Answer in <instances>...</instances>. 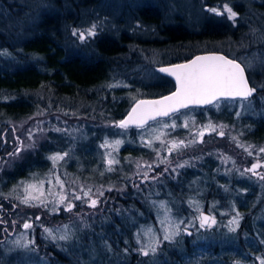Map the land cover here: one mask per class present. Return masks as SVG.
Here are the masks:
<instances>
[{"label": "trees", "instance_id": "obj_1", "mask_svg": "<svg viewBox=\"0 0 264 264\" xmlns=\"http://www.w3.org/2000/svg\"><path fill=\"white\" fill-rule=\"evenodd\" d=\"M131 1H123L130 13L122 9L116 17L104 10L110 18L108 26L98 25L94 36L81 40L78 34L88 23L85 18L91 20L85 11L93 0H45L31 26L24 23L33 17L32 0L27 4L23 0H0V244L23 214L32 225L30 233L36 237L38 249L24 253V261L17 264H176L192 253L185 243H178L179 249L163 244L155 261L141 258L137 252L138 241L144 238L142 229L160 214L157 201L165 200L175 216L187 218L196 214L185 213L186 209L210 208L213 200L221 209L230 203L236 205L240 225L231 248L241 257H236L239 264H257L264 259V188L253 185L259 184L258 180L255 182L249 175L244 179H215L212 171L216 153L211 152L201 156L191 186L187 182L192 177L186 172L174 184H139L133 180L138 165L162 167L167 160L164 151L157 153L156 139H151L149 149L145 145L149 140L141 135L168 119L138 129H120L115 124L136 102L174 91V82L159 72L161 67L205 53L227 57L235 54L243 66L245 54L262 52L264 0H244L233 5L237 13L234 27L219 18L206 17L204 24L200 22V31H190L177 23L181 21L178 16L171 19L168 8L158 5L160 0H149L135 9ZM132 23L139 24V29L131 30ZM74 30L77 35H73ZM211 45L224 49H192ZM252 72L264 84V72ZM245 73L251 86L254 75L250 76L246 69ZM257 92L254 98H264V89ZM190 111L203 113L189 109L179 114ZM255 113L250 111L239 120L230 113L224 120L236 127L243 144L258 147L264 145V102L255 108ZM58 114L70 117L66 129L50 130L36 148L20 153L18 158L9 155L16 149L15 126L36 116ZM196 120L203 121L199 117ZM116 141H121L118 159L111 165L113 170L108 171V157L101 152ZM64 153H68L67 157L59 162L50 159ZM50 173H56L66 188H74L80 195L88 191L86 188L91 189L90 194H106L111 189L106 197H100L99 205L108 207L97 213L84 211L89 205L83 200L72 203L75 210L71 212L50 213L47 205L21 203L14 192L17 183L45 181ZM214 213L219 214V210ZM76 222L69 228V240L53 244L41 235L52 226L64 228ZM225 238L223 231H218L211 245L218 250L219 242ZM13 256L2 264H10Z\"/></svg>", "mask_w": 264, "mask_h": 264}, {"label": "rangeland", "instance_id": "obj_2", "mask_svg": "<svg viewBox=\"0 0 264 264\" xmlns=\"http://www.w3.org/2000/svg\"><path fill=\"white\" fill-rule=\"evenodd\" d=\"M31 1V0H30ZM29 0H23V3L30 2ZM32 9L31 14L33 15L32 18L29 20H26L24 25L25 26H31L34 25V22L36 21L37 16L35 15L37 11L42 8L41 4L43 5L45 0H32ZM100 1V2H99ZM123 1L126 0H93L92 5L88 7L85 11V16H90L91 20L89 18H85L87 20V24L83 25V32H87L88 29H90L93 25H96V27L99 25L100 28L103 25L109 24L110 18L104 13V10L107 14L113 13L116 17L119 16L122 9H126L129 11V7L124 6ZM133 1V2H132ZM133 9L138 7L139 5H143L148 3L149 0H132ZM244 0H160V3L158 5L161 8H168V10L171 12V14L168 12L167 16L169 14L174 18L177 16L181 19V21H177V23H180L185 25L190 31H200V27L202 28L203 25H201L200 22H203L206 20V17L211 18H219L221 20H224L228 26L234 27V21L230 20L227 17V14L217 16L215 13L207 11L208 8H218L221 9L225 4H227L229 7L233 8V5L241 4ZM31 3V2H30ZM126 11V12H128ZM130 13V11H129ZM131 16V15H130ZM132 19V16L130 17ZM236 19V18H235ZM207 21V20H206ZM205 21V22H206ZM130 22V21H129ZM175 20H173V23ZM131 24V23H130ZM128 24V25H130ZM131 30L135 31L138 30L136 26L139 24L132 23ZM112 25V24H110ZM114 26V25H113ZM135 27V28H134ZM111 28V27H110ZM112 29V28H111ZM113 30V29H112ZM97 32V29L95 28V33ZM88 36V35H85ZM89 37V36H88ZM261 43L264 44V39L261 40ZM264 47V46H262ZM193 51H200L202 49L209 50V49H216V50H223L224 46L219 45H211V46H195L192 47ZM235 54H229V58L236 59L234 56ZM246 58L248 60L253 61V68L249 70L248 68H245L246 70H249V75H254V72L257 71V73L260 75L264 72V67H262L258 60L264 59V50L262 52L255 50L253 53H247L245 54ZM245 61V59H243ZM244 66V65H243ZM251 71V72H250ZM254 84L260 85L263 84V81L258 76H253ZM259 87L257 88L258 91ZM259 93V92H257ZM255 93V94H257ZM264 94V92H262ZM261 94V95H262ZM264 98H254V95L248 100V101H242V100H223V101H217L209 108L205 109H199L202 110L203 113H197L191 111L189 113L185 114H179L177 116H171L163 123H160L154 127H151L147 129L142 137H146V141H150L151 139H156L157 136H160V139L154 142H156V148L157 153L161 155L162 151H164L165 154H167V160L166 162H162V167H159L160 165L151 164V168L148 167L147 163L140 164L136 167V174L133 175V180L139 184H149V186H160V185H166V183L170 182L171 184H174V181H178V178L181 177V174L184 172L188 173L192 177L188 180L187 186H191L190 184L195 181L193 178L198 169V163L201 160V156L209 153H216L214 155V158L216 159V162L214 163L212 175L215 179H218L219 177L224 178H238V179H244L245 177H250L255 180H258L259 184H253L258 185L259 187L264 188V180L259 179V174L264 173V152H261L260 149L264 148V145L255 147L251 145H245L241 142L239 139L240 133L236 130V127L233 124H229L227 120H224L225 116H229L231 113L234 115L235 119H240L242 116H244L247 113H250L252 111L255 113V108H258L260 106H263ZM256 114V113H255ZM176 115V114H175ZM200 118L203 121L199 122L196 120V118ZM176 124L175 128L172 127H164L165 124L171 125L172 123ZM71 123V119L68 115H60L57 116H36L35 118H32L28 122H24L20 124L19 126H15V135H16V149L14 152L19 150V154L25 151L33 150L36 148L41 141L45 139V136L50 130H53L55 132H59L61 130L66 129V127ZM187 123V127H184L183 125ZM211 123L215 126V131H212L210 128H207L206 126ZM118 125V124H115ZM221 125L224 127L221 128ZM118 127V126H116ZM120 128V127H118ZM59 129V131H57ZM122 129V128H120ZM201 130H203V142H199V137L196 135ZM69 133L73 134L74 130H67ZM223 131L225 133L224 136L220 137L219 133ZM148 132V133H147ZM31 133V139L29 138V135ZM161 133H164L163 135H160ZM232 137H236V140H233ZM196 139V143L188 144L189 141H192ZM183 140L185 144H188L187 147H181L177 150L169 151L171 144V141H181ZM163 141L164 143H161ZM237 143L241 144L242 147H238ZM152 145V144H151ZM107 148L101 152V154L106 155L107 161L109 159H113L117 161V152L119 149L118 145L114 144H107ZM148 147V146H147ZM151 149L150 147H148ZM245 148L248 149V151H245ZM13 152V153H14ZM249 152L252 154L249 155ZM57 155V154H54ZM64 155V154H62ZM68 155V153H67ZM67 155H64V159L67 157ZM19 155H14L13 158H18ZM13 160V159H12ZM61 161V160H59ZM56 161V162H59ZM185 161L188 163L185 164ZM184 164V167H177V165ZM253 164L261 165L256 172L257 175H251L248 171H245V169H249ZM165 169H168L165 171ZM175 169V171H173ZM192 171V172H190ZM147 173V179H145L144 174ZM221 177V178H222ZM58 175L55 173L49 175V177L46 178L45 181H32V182H22L17 183V190L14 192L20 196V201L24 199L26 196L25 193V187L27 185H35L34 189H30V192L34 196H38L39 199L30 201L33 205H47L48 210L50 213H57L66 211V205L68 203H81L83 200L85 201L84 204L89 205L90 201L87 197H85L83 194L80 195L79 192H75L74 188H66L63 181L59 178V183L57 182ZM169 180H168V179ZM220 179V178H219ZM220 180H223L220 179ZM61 183L63 187H61ZM85 190H89V188H86ZM222 191H225L224 188H222ZM95 193H89L91 199H96L98 201V204L96 207H89L85 206L83 208L84 211H90V212H100L102 209H105L108 206H102L100 203V197L104 196L106 197L107 194L110 193L109 188L106 191V194L100 195V191H94ZM102 192V191H101ZM225 194V192H223ZM61 196L66 197L63 203L60 202ZM80 196L81 199L77 200L74 197ZM159 210L160 214L158 217H156V220L152 222V224H149V227L142 229L141 233L144 236V238H140L138 241V248L137 252L139 254V257L148 259L149 261L153 260L155 261L159 254L161 253V246L163 244L167 245L171 249H179L178 243H185L192 251V253L189 256H183L182 262H176V264H239L236 259V257H239L241 259L238 252H236V249L231 248V242L233 240V235L238 230V227L236 228V231H230L229 229L232 227H235V225L231 224L230 221H232L234 218H236V205L233 203H230V206L225 207L224 209L216 207L215 201H210V208H199L195 211H192V209H186L187 213L195 212V216H188L187 218L183 217V215L175 216L172 212L173 209L169 208L165 200H158ZM163 205L164 207H161ZM245 205V204H243ZM28 206V205H26ZM86 207H89L90 209H87ZM219 210V214H215V210ZM75 210L73 207L71 211ZM70 211V212H71ZM209 213L212 218L215 219L216 223L212 225L211 227L206 228V230H202L199 224V214L202 212ZM189 212V213H190ZM91 213H86L88 216ZM228 215L226 219H223L221 215ZM22 216V217H21ZM15 221V220H14ZM161 221H164V223H161ZM183 221V223H180ZM29 223V219L25 218L24 215L20 214L19 218L15 221L14 224H12L11 229L7 230L6 232V239L2 241L0 244V264H2V261L10 260L9 258L14 255V253H18V256L13 258L10 261V264H17V261L22 263L24 261V253L30 254L31 252L37 250L36 247V237L32 235L33 233H30V229H24L23 224ZM30 224V223H29ZM76 223H70L68 226L60 227L58 226H52L50 228L52 232V236L57 237L56 239H53L52 236H49L48 232H44L46 238L52 242L53 244H57L59 242L65 241L60 240L58 237L61 234H64L65 231L67 232L69 239L71 237V230L69 228H72V226ZM169 224H172L173 226L175 224H179L180 227V234L173 237L171 241H166L163 239L164 235L166 234L165 229H168L171 231V228H169ZM239 225H240V218H239ZM148 229H152V232L149 233ZM183 229H188L193 232V235L190 239L185 240V237L182 233ZM223 231V234L226 235L225 240H221L218 246V250H215L214 247L211 245L212 237L218 232ZM73 234V233H72ZM228 236V237H227ZM232 238V239H231ZM67 239V240H69ZM230 239V240H229ZM235 239V238H234ZM20 241V246L16 244V241ZM34 241L33 243H30ZM150 244H154L156 246L157 251L155 255H153L151 252L148 256H144L141 254L140 249L148 248ZM210 244V245H209ZM23 245H27V247H23ZM44 246V245H41ZM37 248V249H35ZM183 251V250H181ZM250 254V253H249ZM225 257V258H224ZM244 258V256H243ZM246 260V258H244ZM230 260V262H229ZM260 264V261L257 263Z\"/></svg>", "mask_w": 264, "mask_h": 264}, {"label": "snow or ice", "instance_id": "obj_3", "mask_svg": "<svg viewBox=\"0 0 264 264\" xmlns=\"http://www.w3.org/2000/svg\"><path fill=\"white\" fill-rule=\"evenodd\" d=\"M207 11L215 13L217 16L227 14L228 19L235 20L237 13L233 10L232 7H229L225 4L221 9L218 8H208ZM96 25H93L87 32H80L78 35L81 40L85 38V35L94 36ZM73 35H77V32L74 30ZM6 54V53H5ZM259 64L264 67V59L258 60ZM245 68L251 70L253 68V61L248 60L245 58L244 66H242L241 62H237L236 59H229L223 55H210V56H197L195 59L191 60L189 63L177 64L172 67H161L159 69L160 72L167 73L171 76H174L178 85L177 91L170 96L164 97L162 100L156 101H139L135 107L132 108L131 112L129 113L127 119L121 120L118 127L122 129H126L129 125L135 124L137 127H144L146 122L149 119L155 120L157 116H168L171 112H178L181 108H187L190 104L196 105H203V104H214L216 101L220 100L221 98L225 99H236L240 98L242 101H248L250 97H252L256 92L257 88L264 89V84L256 85L252 84L249 85V80L245 75ZM118 86V85H113ZM172 127L175 128L176 124L173 122L171 125L165 124L164 127ZM187 127V123L183 125ZM207 128H210L212 131H215V126L209 123ZM224 126L221 125V128ZM59 131V129H57ZM161 133L160 135H163ZM199 142H203V135L204 132L201 130L198 134ZM220 136H224L225 133L221 131L219 133ZM31 139V133L29 135ZM157 140L160 139V136L156 137ZM233 140H236V137H232ZM197 140L194 139L189 141L188 144L196 143ZM107 143V142H106ZM121 141H116L115 144L119 145ZM161 143H164L161 141ZM171 147L169 151L177 150L181 147H187L188 144H185L183 140L181 141H171ZM145 145L151 147V142H145ZM238 147H242L241 144L237 143ZM245 151H248L245 148ZM261 152H264V148L260 149ZM252 153L249 152V155ZM9 155H19V150L14 153H9ZM67 155V153H64ZM64 155H54L50 157V159L55 163L56 161L62 160ZM117 161L113 159L108 160L109 168L108 171H112L111 165L116 163ZM166 162V161H165ZM188 162L185 161V164ZM151 168V165H148ZM177 167H184V164L177 165ZM257 167H261V165L253 164L250 169H245V171H251L253 175H257L256 169ZM168 169H165L167 171ZM175 171V169H173ZM145 179H147V173L144 174ZM259 179L264 180V173L259 174ZM57 182L59 183V178H57ZM61 187H63L61 183ZM35 185H27L25 187L26 196L21 203H24L28 206H35L30 203V201H34L39 199L38 196H34L31 194L30 189H34ZM83 191V189H82ZM111 191V189H109ZM91 189L87 192H84V196L88 198L90 201L89 207H96L98 201L96 199H91L89 193ZM100 195H103V192H100ZM75 199H81L80 196H75ZM66 197L61 196L60 202L63 203ZM74 207L73 204L68 203L66 205V210L71 211ZM161 207H164L161 205ZM239 217L240 214L237 213L236 218L230 221L231 224L235 225V227L230 228V231H236V228L239 226ZM39 219V217H37ZM164 223V221H161ZM180 223H183L181 221ZM216 223L214 218H210L208 216H201L200 227L203 228L206 225L211 227ZM24 229L32 228V225L29 223L23 224ZM169 228L165 229L166 234L164 235L163 239L166 241H171L174 236L180 234V227L179 224H169ZM6 231V229H5ZM48 232L49 236H52V232L50 229H45ZM148 232L151 233L152 229H148ZM191 235V233H187ZM53 239L57 237L52 236ZM60 240H67L69 236L65 231L64 234H61L58 237ZM34 244V241L30 242ZM16 244L20 246V241H16ZM23 247H27V245H23ZM157 251L156 246L154 244H150L148 248H141L140 252L144 256H148L151 252L155 255ZM260 264H264V259H260Z\"/></svg>", "mask_w": 264, "mask_h": 264}, {"label": "water", "instance_id": "obj_4", "mask_svg": "<svg viewBox=\"0 0 264 264\" xmlns=\"http://www.w3.org/2000/svg\"><path fill=\"white\" fill-rule=\"evenodd\" d=\"M210 55H223V54H220V53H205V54H199V55H197V56H210ZM197 56H195V57H193V58H191L190 60H188V61H186V62H183V63H189L191 60H193V59H195ZM223 56H225V55H223ZM226 58H229V57H227V56H225ZM229 59H231V58H229ZM183 63H179V64H183ZM175 65H177V64H175ZM172 66H174V65H170V66H165L166 68L167 67H172ZM160 72V71H159ZM161 74H163V75H165V76H167V77H169L173 82H174V85H175V89H174V91L172 92V93H170V94H168V95H166V96H163V97H160V98H155V99H144L143 101H156V100H162L164 97H167V96H170V95H172L173 93H175L176 91H177V88H178V85H177V82H176V79H175V77L174 76H171V75H169V74H167V73H164V72H160ZM245 75H246V73H245ZM247 77V76H246ZM250 85V84H249ZM222 100H241L240 98H236V99H225V98H221L220 100H218V101H222ZM141 101V100H140ZM139 102V101H138ZM138 102H136L132 107H131V109L129 110V112L126 114V116L122 119V120H125V119H127V117H128V115H129V113L131 112V110H132V108L133 107H135V105L138 103ZM217 102V101H216ZM215 102V103H216ZM213 104H203V105H196V104H190L187 108H181L178 112H171L168 116H157L156 117V119L155 120H152V119H149L147 122H146V124L144 125V127L145 126H147V125H149V124H151V123H153V122H155V121H158V120H165V119H168V118H170L171 116H173V115H175V114H177V113H179V112H182V111H185V110H188V109H205V108H208V107H210V106H212ZM127 128H134V129H138V128H143V127H137L135 124H131V125H129ZM220 136V135H219ZM220 137H222V136H220ZM252 167V166H251ZM250 167V168H251ZM249 168V169H250ZM258 168V167H257ZM249 172H251V171H249ZM201 216H208V217H210L211 218V215L209 214V213H207V212H202V213H200L199 214V224H200V222H201ZM206 228H208V226L206 225L205 227H203L202 229L203 230H205ZM191 233V235H192V231L191 230H188V229H183L182 230V233H183V235L184 236H186V237H190L191 235H188L187 233Z\"/></svg>", "mask_w": 264, "mask_h": 264}, {"label": "flooded vegetation", "instance_id": "obj_5", "mask_svg": "<svg viewBox=\"0 0 264 264\" xmlns=\"http://www.w3.org/2000/svg\"><path fill=\"white\" fill-rule=\"evenodd\" d=\"M250 98H251V97H250ZM250 98H249V99H250ZM222 101H223V100H222ZM198 110H199V109H198ZM258 168H259V167H258ZM258 168H257V169H258ZM257 169H256V170H257ZM248 172H249V171H248ZM249 173H250L251 175H253L252 172H249ZM253 176H254V175H253ZM204 212H205V211H204ZM211 218H212V216H211ZM202 230H203V229H202ZM205 230H206V229H205ZM190 237H191V236H190Z\"/></svg>", "mask_w": 264, "mask_h": 264}]
</instances>
